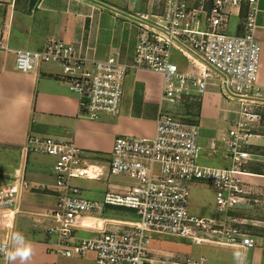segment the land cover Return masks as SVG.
Wrapping results in <instances>:
<instances>
[{
	"label": "built area",
	"instance_id": "2783aa9c",
	"mask_svg": "<svg viewBox=\"0 0 264 264\" xmlns=\"http://www.w3.org/2000/svg\"><path fill=\"white\" fill-rule=\"evenodd\" d=\"M259 0H147V10L130 15L136 30V47L130 63L116 55L91 61L62 40L52 39L43 50L10 49L0 34V49L13 52L15 67L32 72L42 63L61 67V77L79 100L80 113L97 119L117 115L124 79L131 71L149 70L163 75L161 99L151 137L120 135L113 142L108 160L92 158L73 141L29 136L27 154L54 158L53 208L48 221L46 250L61 261L82 260L95 255L94 264H209L205 256H180L169 260L154 252V234L187 239L194 245L213 243L246 252L258 246L259 237L242 210L261 208L263 195L244 179V165L251 157L249 145L262 126L264 86L259 84L262 45L257 38ZM233 15L241 16L242 31L229 33ZM186 59L185 69L172 60V52ZM210 88L240 104L238 118L229 129L208 144V155L224 150L226 168L199 162L203 146L200 124L177 115L179 106L201 103ZM123 176L133 184L121 192L105 191L102 199L83 195L75 179L109 180ZM210 184L221 218L189 213L194 185ZM33 188L19 175L0 186V244L13 233L9 210L19 208L22 195ZM113 208L136 215L133 222L103 217ZM246 211V210H245ZM250 226V227H248ZM248 227V228H247ZM79 232L91 233L82 237ZM0 257L5 259L0 250Z\"/></svg>",
	"mask_w": 264,
	"mask_h": 264
},
{
	"label": "crops",
	"instance_id": "0c3cea01",
	"mask_svg": "<svg viewBox=\"0 0 264 264\" xmlns=\"http://www.w3.org/2000/svg\"><path fill=\"white\" fill-rule=\"evenodd\" d=\"M146 1L0 0V34L5 45L13 50L40 51L55 39L71 44L80 56L91 61H105L116 55L121 62L130 63L136 47V30L130 15L146 11ZM258 8L257 38L262 45L259 84L264 86V0H259ZM234 20L236 31L241 32V16L234 15ZM61 73V67L55 63H42L32 72L18 71L13 52L0 49V186L10 184L19 175L33 186L23 193L19 208L7 213L8 219L13 218V232L23 233L33 245L34 254L27 264H48L56 259L46 250L48 221L43 217L53 208L56 197L51 188H38L40 184L52 187L53 165L48 163L47 155L25 153L27 138L32 135L71 140L92 158L106 161L116 137L154 135L161 99L162 74L143 69L131 71L124 79L119 113L92 119L81 115L78 97L69 91ZM214 90L210 88L200 103L198 117L200 127L204 122L214 124L216 135L201 137V152L207 156L209 141L226 132L240 110L238 101L227 100ZM262 110V126L251 138V157L244 165V179L264 194V107ZM216 154L230 163L223 156L224 150ZM73 182L101 196L109 187L123 188L109 180L81 178ZM111 213L122 215L106 218L136 220L134 213L132 217L122 211ZM247 216L256 224L251 230L259 237L258 246L252 249L264 257V210L257 207ZM83 260L71 263L85 264ZM0 261L9 264L2 257Z\"/></svg>",
	"mask_w": 264,
	"mask_h": 264
},
{
	"label": "rangeland",
	"instance_id": "374dc122",
	"mask_svg": "<svg viewBox=\"0 0 264 264\" xmlns=\"http://www.w3.org/2000/svg\"><path fill=\"white\" fill-rule=\"evenodd\" d=\"M236 30L237 27L233 15L229 22V33H236L237 32ZM172 60L175 63H177L180 68L186 67L187 64L186 59L179 52L177 51L172 52ZM214 91H219V90H214ZM190 111L192 112L191 113L189 112L188 106H184V107L179 106L177 115L189 122L198 123V116H197L198 109L193 107ZM213 125L214 124L207 122H204V124L201 125L199 130L200 139L201 137L207 138L216 135L213 129ZM46 159H48V163L50 164V166L54 164L53 157L49 156ZM199 162L203 165L216 166L221 168H226L230 166V163L225 162V160L219 154L207 156L206 152H201ZM109 183L118 184L120 185V187H123L121 190H115V192H121L125 190L127 186L133 184V181L123 176L112 175L109 178ZM105 191H114V190H112V188L109 187ZM105 191H103V194L101 196L99 194L96 193L92 194L91 192H87L84 190L83 195L90 199H102ZM259 195H264V194L262 193ZM245 210H242L240 216L251 215L253 212V209L252 210L245 209ZM112 211H116V212L122 211L123 215H126L127 213V215L130 217H132L133 214V212L128 211L126 209L113 208L111 210L106 211V213L103 214V217H116V216L120 217V215H122V214L113 215L111 213ZM124 211H126V213ZM189 213L196 216L211 217V218H221L223 216V214L219 212L216 208L214 190L212 189L209 183L207 182L198 183L194 185V187L191 189L190 200H189ZM0 234H4V233H0ZM79 235L82 237H87V236H91L92 234L86 232H79ZM152 248L154 249L155 251L154 253L157 256L169 260L175 259L180 256H193L196 258L205 256L209 264H236V261L233 258V253L234 251H236L235 249H232L230 247L219 246L213 243H209L206 245H194L191 244V242L188 241L187 239L176 237L173 235L154 234ZM94 258H95L94 253L88 252L85 254L83 258L84 259L83 263L94 264ZM68 263H71V260H68ZM257 263L264 264V257H262L260 254L258 256L257 251L255 249H251L246 253H244V264H257ZM0 264H2L1 261Z\"/></svg>",
	"mask_w": 264,
	"mask_h": 264
},
{
	"label": "clouds",
	"instance_id": "9594fccd",
	"mask_svg": "<svg viewBox=\"0 0 264 264\" xmlns=\"http://www.w3.org/2000/svg\"><path fill=\"white\" fill-rule=\"evenodd\" d=\"M0 250L3 251L9 264H15L16 261H19L20 264H27L34 254L32 243L20 232H13L8 242L0 244ZM233 258L236 264H244V253L242 251H234Z\"/></svg>",
	"mask_w": 264,
	"mask_h": 264
},
{
	"label": "trees",
	"instance_id": "16d2710c",
	"mask_svg": "<svg viewBox=\"0 0 264 264\" xmlns=\"http://www.w3.org/2000/svg\"><path fill=\"white\" fill-rule=\"evenodd\" d=\"M188 107H189V112L191 113L192 111H190L193 107L197 108L198 109V113H197V116L199 117V108H200V103L199 102H193V103H190L188 104ZM191 108V109H190Z\"/></svg>",
	"mask_w": 264,
	"mask_h": 264
}]
</instances>
